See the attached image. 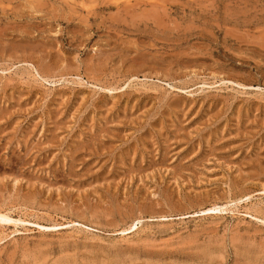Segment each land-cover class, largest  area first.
Here are the masks:
<instances>
[{
  "label": "rangeland",
  "instance_id": "rangeland-1",
  "mask_svg": "<svg viewBox=\"0 0 264 264\" xmlns=\"http://www.w3.org/2000/svg\"><path fill=\"white\" fill-rule=\"evenodd\" d=\"M0 214V264H264V0H0Z\"/></svg>",
  "mask_w": 264,
  "mask_h": 264
},
{
  "label": "bare ground",
  "instance_id": "bare-ground-1",
  "mask_svg": "<svg viewBox=\"0 0 264 264\" xmlns=\"http://www.w3.org/2000/svg\"><path fill=\"white\" fill-rule=\"evenodd\" d=\"M224 208V207H223ZM220 209H222V207H213V208H210V211L212 212V211H216V210H220ZM225 209V208H224ZM223 210V209H222ZM220 212V211H219ZM213 213V212H212ZM1 215V214H0ZM2 216V215H1ZM132 227H136V224H135V226L133 225ZM137 228V227H136Z\"/></svg>",
  "mask_w": 264,
  "mask_h": 264
}]
</instances>
